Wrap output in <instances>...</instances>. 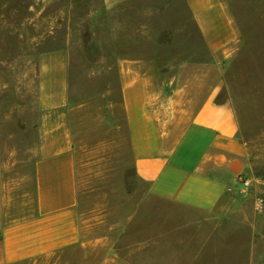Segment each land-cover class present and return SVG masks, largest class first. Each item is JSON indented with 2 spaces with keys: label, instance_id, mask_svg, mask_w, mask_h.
I'll return each instance as SVG.
<instances>
[{
  "label": "rangeland",
  "instance_id": "rangeland-1",
  "mask_svg": "<svg viewBox=\"0 0 264 264\" xmlns=\"http://www.w3.org/2000/svg\"><path fill=\"white\" fill-rule=\"evenodd\" d=\"M238 41L223 60L222 96L248 147L249 186L224 225L228 247L205 264H264V0H222ZM203 44L183 0H0V159L5 220L32 213L41 53L68 54L70 125L82 231L135 243L190 211L148 193L133 167L122 109L120 61L150 65L164 115L178 61ZM208 59V51L204 50ZM206 236L209 233L205 234ZM216 259V260H215ZM20 264H54L53 259ZM56 264H69L68 256Z\"/></svg>",
  "mask_w": 264,
  "mask_h": 264
},
{
  "label": "crops",
  "instance_id": "crops-1",
  "mask_svg": "<svg viewBox=\"0 0 264 264\" xmlns=\"http://www.w3.org/2000/svg\"><path fill=\"white\" fill-rule=\"evenodd\" d=\"M183 1L203 48L192 54L201 59L175 64L164 115L158 114L149 64L124 59L118 72L136 176L152 197L190 211L191 217L179 218L175 227L169 219L135 243L109 234L89 238L82 231L68 54L44 52L37 64L32 213L18 220L4 218L0 159V264L43 259L56 264L66 256L69 264H205L204 255L217 259L229 246L224 237L234 228L222 222L248 181V147L234 105L222 96L223 60L234 51L238 32L222 0ZM205 48L208 59H202Z\"/></svg>",
  "mask_w": 264,
  "mask_h": 264
},
{
  "label": "built area",
  "instance_id": "built-area-1",
  "mask_svg": "<svg viewBox=\"0 0 264 264\" xmlns=\"http://www.w3.org/2000/svg\"><path fill=\"white\" fill-rule=\"evenodd\" d=\"M242 183H243V186L246 188L249 186V181L247 180H244Z\"/></svg>",
  "mask_w": 264,
  "mask_h": 264
}]
</instances>
